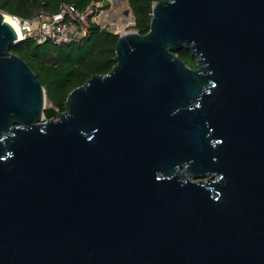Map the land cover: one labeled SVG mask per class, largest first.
<instances>
[{"label": "water", "instance_id": "1", "mask_svg": "<svg viewBox=\"0 0 264 264\" xmlns=\"http://www.w3.org/2000/svg\"><path fill=\"white\" fill-rule=\"evenodd\" d=\"M3 14L0 264H264V0L153 2L50 119Z\"/></svg>", "mask_w": 264, "mask_h": 264}, {"label": "trees", "instance_id": "2", "mask_svg": "<svg viewBox=\"0 0 264 264\" xmlns=\"http://www.w3.org/2000/svg\"><path fill=\"white\" fill-rule=\"evenodd\" d=\"M100 2L96 10L108 7L106 0H0V12L21 18L36 14L50 15L63 4L72 5L78 11ZM163 0H125L132 22L131 31L143 34L148 29L151 5ZM94 10L93 14L97 11ZM117 34L105 26L89 23L86 32L76 41L56 44L50 40L35 42L24 37L10 46V52L19 56L32 70L40 82L44 99L50 104L42 110L45 119L54 118L62 111L67 92L80 85L92 74H103L114 64L113 46ZM174 54L188 67L194 68V57L190 51L181 48Z\"/></svg>", "mask_w": 264, "mask_h": 264}, {"label": "built area", "instance_id": "3", "mask_svg": "<svg viewBox=\"0 0 264 264\" xmlns=\"http://www.w3.org/2000/svg\"><path fill=\"white\" fill-rule=\"evenodd\" d=\"M96 7L98 6L92 3V6H87L84 11H78L72 5L63 4L50 15L39 13L30 18L5 13L3 15L15 23L18 31L16 37L19 40L30 37L37 43L50 40L62 44L78 40L86 32L88 24L95 23L100 16ZM94 10L97 11L96 14H93Z\"/></svg>", "mask_w": 264, "mask_h": 264}, {"label": "rangeland", "instance_id": "4", "mask_svg": "<svg viewBox=\"0 0 264 264\" xmlns=\"http://www.w3.org/2000/svg\"><path fill=\"white\" fill-rule=\"evenodd\" d=\"M108 2V7L99 10L98 15L99 18L95 21L97 26L103 27L105 26L109 31L115 32L117 34L130 31V24L132 22V18L130 13L123 14V11L127 9V5L125 0H106ZM98 1H94L93 4L95 6H99L97 4ZM98 17V16H97ZM50 104L44 99L43 107H48Z\"/></svg>", "mask_w": 264, "mask_h": 264}, {"label": "bare ground", "instance_id": "5", "mask_svg": "<svg viewBox=\"0 0 264 264\" xmlns=\"http://www.w3.org/2000/svg\"><path fill=\"white\" fill-rule=\"evenodd\" d=\"M3 18L6 19L8 22H10L13 25V27L16 28V35H17L18 31H17V27H16L15 23L6 15H3Z\"/></svg>", "mask_w": 264, "mask_h": 264}, {"label": "crops", "instance_id": "6", "mask_svg": "<svg viewBox=\"0 0 264 264\" xmlns=\"http://www.w3.org/2000/svg\"><path fill=\"white\" fill-rule=\"evenodd\" d=\"M116 1V0H115ZM98 4H100V2H98Z\"/></svg>", "mask_w": 264, "mask_h": 264}]
</instances>
